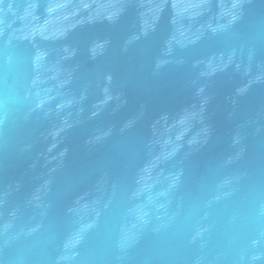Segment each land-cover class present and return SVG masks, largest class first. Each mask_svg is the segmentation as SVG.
Listing matches in <instances>:
<instances>
[{
	"label": "water",
	"instance_id": "water-1",
	"mask_svg": "<svg viewBox=\"0 0 264 264\" xmlns=\"http://www.w3.org/2000/svg\"><path fill=\"white\" fill-rule=\"evenodd\" d=\"M0 264H264V0H0Z\"/></svg>",
	"mask_w": 264,
	"mask_h": 264
}]
</instances>
